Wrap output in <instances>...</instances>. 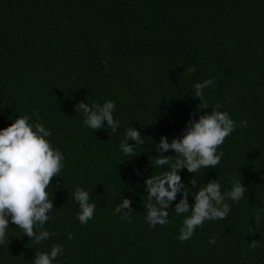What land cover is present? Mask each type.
I'll use <instances>...</instances> for the list:
<instances>
[{"label":"trees","instance_id":"obj_1","mask_svg":"<svg viewBox=\"0 0 264 264\" xmlns=\"http://www.w3.org/2000/svg\"><path fill=\"white\" fill-rule=\"evenodd\" d=\"M211 78L214 86L203 89L208 108L193 116L201 103L195 84ZM108 100L116 104L115 133L107 121L94 131L76 113L77 103ZM217 104L248 126L218 148L216 168L179 174L190 193L216 179L222 193L230 191L240 174L247 192L225 201V219L205 221L181 242L191 214H175L182 193L167 209L169 222L153 228L145 219V181L177 158L174 150L157 152L161 136L182 137L190 119ZM34 111L64 155L47 190L54 209L44 227L55 235L35 244L10 223L0 264H34L36 251L56 244L64 251L53 264H264V0H0V129L23 115L36 123ZM130 127L144 141H128L135 156L120 147ZM160 155L174 157L158 166ZM77 187L96 204L87 224L77 218ZM123 199L131 201L130 220L122 219L127 209L114 214ZM188 202L195 203L192 194ZM253 240L260 241L256 249L249 248Z\"/></svg>","mask_w":264,"mask_h":264},{"label":"clouds","instance_id":"obj_2","mask_svg":"<svg viewBox=\"0 0 264 264\" xmlns=\"http://www.w3.org/2000/svg\"><path fill=\"white\" fill-rule=\"evenodd\" d=\"M214 79H206L195 84L194 97L199 98L201 103L193 112V116L200 109L208 108V105L203 103V89L214 86ZM220 107L221 105L217 104L210 112L200 114L198 119H190L180 138H172L169 142L168 137L161 136L156 146L157 152L174 150V156L177 158L171 164L170 170L150 176L145 181L149 201L145 205L147 208L145 219L153 228L157 224L163 226L169 222L167 209L176 199L177 193H182V198L175 205V214L189 212L191 214L183 220V226L179 230L178 239L181 242L191 239L195 229L202 226L205 221L225 219L231 212L230 204L225 201L238 202L247 192L246 186L240 183L242 179L240 174L239 178L233 180L231 190L224 193L221 192V185L217 179L209 181L197 192L190 193L179 174L184 168L193 174L201 168H216L223 156V152L218 153V148L236 128L248 126L246 120L237 123L228 112L219 111ZM115 108L116 104L111 100L103 105L90 106L84 102L75 105L76 113L81 111L84 113L85 125L96 131L104 128V121H107L112 133L119 127V121L113 117ZM33 115L37 117L34 124L30 123V116L23 115L14 119L9 126L0 129V245H8L10 242L7 236L10 223L22 229L23 234L35 244H40L55 235L44 227L50 219L48 213L54 209L53 192L50 199L47 190L51 187L53 178L60 176L64 167V155L47 139L52 133L39 122V113L34 111ZM129 140L135 141V145L143 144L144 141L135 128L126 129L120 147L126 156H135L134 145H129ZM174 156L160 155L155 163L158 166L169 165ZM191 184L197 185L195 175ZM190 194L195 200L192 205L188 202ZM73 195L81 209L77 218L81 224H87L94 216L96 204L90 202L89 191L83 188L77 187ZM130 204L129 199H123L122 204L114 209V214L127 209L122 219L130 220V214L133 212ZM260 219V211H257L254 216L257 222L256 229L250 227L251 232L254 233L260 227ZM68 239H74V234L68 233ZM216 243L215 237L209 240L211 245ZM259 246L260 241L256 240L249 244L250 249ZM63 251V246L59 244L53 245L50 252L36 251L34 264H53Z\"/></svg>","mask_w":264,"mask_h":264}]
</instances>
